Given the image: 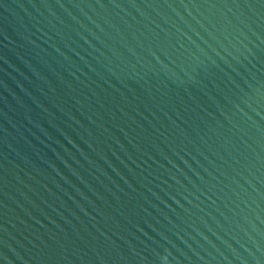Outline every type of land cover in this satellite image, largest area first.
<instances>
[{
    "label": "water",
    "instance_id": "1",
    "mask_svg": "<svg viewBox=\"0 0 264 264\" xmlns=\"http://www.w3.org/2000/svg\"><path fill=\"white\" fill-rule=\"evenodd\" d=\"M0 264H264V0H0Z\"/></svg>",
    "mask_w": 264,
    "mask_h": 264
}]
</instances>
